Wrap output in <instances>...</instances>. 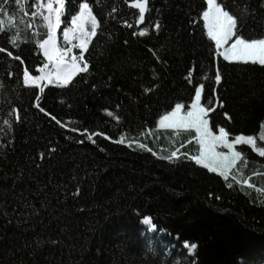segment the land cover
Wrapping results in <instances>:
<instances>
[{
    "label": "trees",
    "instance_id": "trees-1",
    "mask_svg": "<svg viewBox=\"0 0 264 264\" xmlns=\"http://www.w3.org/2000/svg\"><path fill=\"white\" fill-rule=\"evenodd\" d=\"M23 2L26 11H33L35 0ZM80 2L66 0L68 22ZM87 2L100 22L98 38L85 53L89 70L69 86L42 82L40 93L39 87L23 84V71L40 74L46 61L36 41L46 37V26L38 16H24L16 0H0L16 18L13 27L0 30V48L13 53L0 52V150L5 155L0 158V202L9 213L13 208L27 213L23 222L15 214L0 216V264H264V157L239 146L249 158L241 165L244 175L256 185L241 188L194 161L162 159L177 149L196 154L199 145L184 143L187 134L176 139L171 129L157 126L159 115L175 103L190 105L193 84L204 83L205 92L216 88L225 102L210 113V126L224 127L230 138L259 137L264 66L227 62L212 53L214 44L199 16L205 0H149L140 25L149 27L144 37L132 35L140 26L129 0ZM225 2L238 15L248 9L242 20L246 38L264 36V0ZM156 21L159 31L151 27ZM12 35L19 36L18 47L10 43ZM17 55L23 63L14 59ZM217 66L223 74L220 85L213 76ZM189 70L193 84L187 83ZM36 94L61 124L35 107ZM12 108L20 121L10 115ZM105 108L114 116L108 117ZM84 128L105 136H93V143ZM20 169L22 178L13 186ZM25 200L35 206V215L21 208ZM144 216L152 218L156 230L144 225ZM184 240L197 243V249L189 253Z\"/></svg>",
    "mask_w": 264,
    "mask_h": 264
},
{
    "label": "snow or ice",
    "instance_id": "snow-or-ice-1",
    "mask_svg": "<svg viewBox=\"0 0 264 264\" xmlns=\"http://www.w3.org/2000/svg\"><path fill=\"white\" fill-rule=\"evenodd\" d=\"M6 2V0H5ZM131 5L138 9V17L136 18V25H142L146 20V12L149 9V0H129ZM206 7L199 13L200 18L203 21V29L206 30V35L210 42L214 44L212 53L217 57H222L223 61L227 62H243L252 63L264 66V36L258 38H246L242 34V20L244 16L249 15L247 8L242 9L238 15L231 11L229 5L225 0H205ZM19 10L24 16L30 15L31 17H40L46 26V37L39 39L36 43L39 49L42 50L45 58V63L40 67L39 75H32L28 68L23 71V84L35 85L39 87V92H44V86L41 82H47V84H59L61 86H69L73 82V77L78 73H86L89 70V62L85 57V53L89 51V44L93 41V37L98 38V29L100 28V22L97 16L93 13V8L87 0H82L79 3V10L70 17V22L67 21L65 16L66 12V0H35L30 7L33 9L30 13L26 11V5L23 0H16ZM264 7V4L261 5ZM116 9L113 8L112 12ZM0 30L5 29L7 24L9 28L15 24V17L10 15L3 5H0ZM62 17L64 19L62 20ZM66 26L62 29V42L58 40L57 30L61 28V24ZM123 23L131 28L132 24L124 20ZM195 24V20L190 21ZM27 27L31 28L29 23ZM156 31H159L162 27L159 21H156L151 25ZM149 33V27L140 26L138 32H133L132 35H139L144 37ZM35 34V31H34ZM18 35H12L10 37V43L14 47H18L17 40ZM127 43V41H125ZM73 49H79L78 52H74ZM153 55L157 59L160 57L155 51ZM0 52H7L9 57L13 56V53L8 51L7 48H0ZM15 60L23 63V60L19 55L14 57ZM11 74V73H10ZM193 71L189 70L187 73V83L193 84L192 80ZM216 85H220L223 74L219 66L216 67L213 74ZM0 87H3L0 84ZM93 88L96 85H92ZM155 85H153V88ZM194 96L191 99L190 105L186 106L183 103H175L174 107L170 111H165L159 115L157 126L164 129H171L174 138L179 139L181 134H187L188 140L184 143H188L190 140L195 141L199 145L198 152L196 154H190L188 152H179V149L171 151L169 155L161 157L162 159L170 162H178L181 159H187L194 161L196 165H201L209 172L218 173L226 181L229 177L236 184H239L241 188L247 185L249 188H254L256 185L250 183V179L244 175L241 165L248 163L241 150L237 149V145L250 146L252 151L258 153L260 157H264V147L257 144V138L253 135H236L230 139V133L225 130L224 127H219L213 124L210 126V113H214L217 106L224 107V100L220 97L216 88H212L210 92H205L204 83L193 84ZM144 91L150 92L152 88H145ZM41 95L35 96V107L39 109L41 113L51 117V120L57 124H61V121L50 112H46L44 107H41ZM206 101V102H202ZM118 107V106H117ZM108 117H113L114 113L107 108L104 109ZM10 115L14 117L16 121L21 120L19 111L16 108H12ZM228 116V113H224ZM119 119V117H116ZM231 119V117H229ZM4 124L8 125L11 129L12 124L10 120L5 119ZM218 127V131H214L213 128ZM264 128V124L261 125ZM80 129L73 128L72 131H79ZM194 133V134H193ZM83 134H87L86 138L89 141L95 143L93 136H105L104 132L89 133L87 128L83 129ZM111 139V137H107ZM260 141H264V134L259 136ZM83 142V141H80ZM123 136L118 143H124ZM10 143V142H9ZM132 141H129V146L132 145ZM138 143V142H137ZM141 148H147V145L138 144ZM183 147V144L181 145ZM54 151V149H53ZM148 151H152L148 148ZM155 155V153H153ZM46 154L40 153V159H45ZM0 158H5L2 150H0ZM34 163H36L34 161ZM37 167L41 165L36 164ZM23 169H20L18 173L14 175L13 186L15 182L22 178ZM7 176V174H5ZM253 175H262L261 173L253 172ZM233 184L229 183L228 187L231 188ZM7 189H5V192ZM76 194L79 195V186L75 189ZM264 191V189H260ZM219 199V197H217ZM43 207V205H41ZM21 208L32 209V214L37 213V209L29 201L25 200ZM15 214L19 222H23L22 218L27 215L26 212L19 211L16 208L12 209L9 213L4 210L3 202H0V216L8 219ZM143 221L151 228L156 229L157 225L152 222L150 216H144ZM39 242V241H38ZM183 246L189 253H193L198 245L197 243H190L188 240H184ZM243 264V262H242Z\"/></svg>",
    "mask_w": 264,
    "mask_h": 264
},
{
    "label": "rangeland",
    "instance_id": "rangeland-1",
    "mask_svg": "<svg viewBox=\"0 0 264 264\" xmlns=\"http://www.w3.org/2000/svg\"><path fill=\"white\" fill-rule=\"evenodd\" d=\"M57 37H58V40L62 42V30H61V31H60V29L57 30ZM73 51H74V52H78L79 49H73ZM41 83H42V82H41ZM57 85H59V84H57ZM261 134H264V128L262 129V132L260 133V135H261ZM260 135H259V136H260ZM255 137H256V136H255ZM229 138H230V137H229ZM256 138H257V144H258L259 146H261V145L259 144V141H260V140H259V137H256ZM230 139H232V138H230ZM263 142H264V141H263ZM239 146H241V145H237V149H238V150H240V149H239ZM262 147H263V146H262ZM246 158L249 160V158H248L247 156H246Z\"/></svg>",
    "mask_w": 264,
    "mask_h": 264
},
{
    "label": "water",
    "instance_id": "water-1",
    "mask_svg": "<svg viewBox=\"0 0 264 264\" xmlns=\"http://www.w3.org/2000/svg\"><path fill=\"white\" fill-rule=\"evenodd\" d=\"M130 6L133 7V6L131 5V3H130ZM133 8H135V7H133ZM135 9H136V8H135ZM137 10H138V9H137ZM146 13H147V12H146ZM143 23H144V22H143ZM143 23H142V24H143ZM139 26H140V25H139Z\"/></svg>",
    "mask_w": 264,
    "mask_h": 264
},
{
    "label": "bare ground",
    "instance_id": "bare-ground-1",
    "mask_svg": "<svg viewBox=\"0 0 264 264\" xmlns=\"http://www.w3.org/2000/svg\"><path fill=\"white\" fill-rule=\"evenodd\" d=\"M145 225H147V224H145ZM147 226H149V225H147ZM153 229V228H152Z\"/></svg>",
    "mask_w": 264,
    "mask_h": 264
}]
</instances>
